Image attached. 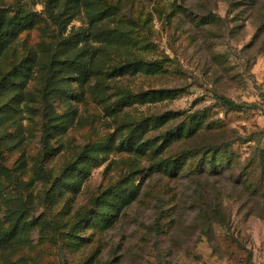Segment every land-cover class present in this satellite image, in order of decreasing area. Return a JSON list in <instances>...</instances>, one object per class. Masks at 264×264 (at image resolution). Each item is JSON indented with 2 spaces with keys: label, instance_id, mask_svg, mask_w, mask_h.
I'll return each instance as SVG.
<instances>
[{
  "label": "rangeland",
  "instance_id": "374dc122",
  "mask_svg": "<svg viewBox=\"0 0 264 264\" xmlns=\"http://www.w3.org/2000/svg\"><path fill=\"white\" fill-rule=\"evenodd\" d=\"M49 2L0 0V264H264V0Z\"/></svg>",
  "mask_w": 264,
  "mask_h": 264
},
{
  "label": "trees",
  "instance_id": "16d2710c",
  "mask_svg": "<svg viewBox=\"0 0 264 264\" xmlns=\"http://www.w3.org/2000/svg\"><path fill=\"white\" fill-rule=\"evenodd\" d=\"M57 0H50L49 5L50 6H54L56 4ZM38 19L36 14H32V13H21V15H15L12 16L10 19H8L6 22H4L5 26V33L4 38L8 37L9 35H11L13 33V31L16 28H20V29H26L29 28L30 26H32L35 21ZM3 48V46L1 47ZM28 60V59H26ZM70 64H73L74 66H77L81 71H86L87 66L85 63H79L76 61V59L72 60L70 62ZM155 64H150V68H154ZM25 68H27V66H25ZM123 69V66H117L114 68L115 71H120ZM223 102L224 105L229 107V108H234V109H240L242 107V105H238L235 102L223 97ZM180 131V128H177L173 131L170 132L171 135H177ZM199 133V129L198 128H193L190 129L188 131V133H186L184 135L185 138H191L192 136L196 135ZM180 138H182L181 136H178ZM170 140L169 137L166 138L165 143H168ZM125 147H127L128 149L132 148L133 144H124ZM218 148V147H216ZM212 151H216L217 149ZM225 157V164H227V168H231L232 170L236 169V166L238 164L239 161H237V157H234V154H227ZM261 159L260 164L258 165L256 170H261L262 172H264V154H260V156H258ZM220 159H223L222 157H220ZM263 160V161H262ZM208 163L210 164V168L211 171L213 173H218L219 171H221V169L218 167V164L215 163V161H213V159H211L210 161H208ZM244 172L243 174L239 175L236 179V182L238 185L242 186L244 191L248 192V193H253V191L256 190V184L253 182V180L251 179L252 177H254V175H252L253 173H251L249 171V169H251L249 167V165H245L244 167ZM239 170V169H238ZM247 173V174H245ZM234 177H236V174H234ZM212 193L215 191L216 196L214 194H212V197L208 199V201L202 202L199 201L197 202V206L196 209L199 210L200 214H201V219H203V227L205 228V233L207 235L210 234L213 226L215 224H227L228 223V219L226 216V212H224V205L223 203L220 201L221 199L218 198V193H217V189L213 188ZM207 190H205V194H206ZM208 193H210L208 191ZM134 193L131 192L127 195H125V199L127 200L128 203H130L133 199H134ZM201 197H204L203 195H201ZM195 199V198H194ZM195 201V200H194ZM18 233V227L16 225H12L10 227V229L8 231H6L3 234V238L5 240L14 237L16 234Z\"/></svg>",
  "mask_w": 264,
  "mask_h": 264
}]
</instances>
